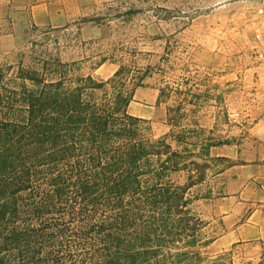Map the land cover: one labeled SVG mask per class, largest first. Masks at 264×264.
<instances>
[{
	"label": "trees",
	"instance_id": "16d2710c",
	"mask_svg": "<svg viewBox=\"0 0 264 264\" xmlns=\"http://www.w3.org/2000/svg\"><path fill=\"white\" fill-rule=\"evenodd\" d=\"M39 45L0 65V264H232L201 251L194 203L230 161L195 123V85L160 81L155 134L128 112L151 66L101 79Z\"/></svg>",
	"mask_w": 264,
	"mask_h": 264
},
{
	"label": "rangeland",
	"instance_id": "374dc122",
	"mask_svg": "<svg viewBox=\"0 0 264 264\" xmlns=\"http://www.w3.org/2000/svg\"><path fill=\"white\" fill-rule=\"evenodd\" d=\"M32 41L96 78L119 61L151 66L128 112L155 134L168 131L160 81L195 85V123L229 139L210 154L230 161L208 175L211 197L194 203L211 239L201 251L264 264V0H0V65Z\"/></svg>",
	"mask_w": 264,
	"mask_h": 264
}]
</instances>
